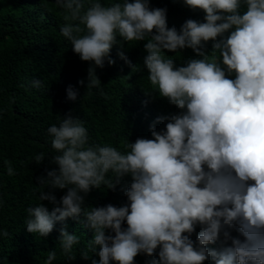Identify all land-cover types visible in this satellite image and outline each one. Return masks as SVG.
<instances>
[{
  "label": "clouds",
  "instance_id": "1",
  "mask_svg": "<svg viewBox=\"0 0 264 264\" xmlns=\"http://www.w3.org/2000/svg\"><path fill=\"white\" fill-rule=\"evenodd\" d=\"M182 3L203 20L186 19L178 30L168 26L167 8L150 0H55L61 35L89 64L87 89H100L96 70L115 65L114 46L143 42L145 95L177 109L157 117L151 139L128 140L123 149L90 142L71 112L47 129L57 167L36 178L40 202L25 209V225L46 238L60 222L58 243L68 260L81 242L68 231L71 218L92 232L80 253L97 254L92 264H135L140 254L153 257L150 264H264V0ZM187 49L195 58L180 65L168 55ZM117 54L137 70L123 50ZM77 97L69 86L67 99ZM156 123L164 127L156 130ZM45 158L40 152L34 162ZM6 164L7 175H16ZM125 177V204H86L93 190H115ZM57 189L65 190L59 199ZM56 259L51 250L44 264Z\"/></svg>",
  "mask_w": 264,
  "mask_h": 264
},
{
  "label": "trees",
  "instance_id": "2",
  "mask_svg": "<svg viewBox=\"0 0 264 264\" xmlns=\"http://www.w3.org/2000/svg\"><path fill=\"white\" fill-rule=\"evenodd\" d=\"M150 3L152 7H166L168 26L178 30L186 19L203 20L202 12L193 13L182 0H150ZM61 11L55 0H0V264H44L48 252L54 249L57 259L52 264L99 261V256L92 252L89 259L81 258L80 253L92 238V232L82 222L71 218L66 221L68 231L75 232L81 241L74 248V260H68L59 247L60 222L46 238L26 230L25 209L40 202L41 188L36 178L46 175L45 169L57 167L50 162L56 154L47 132L51 125L58 126L62 117L71 112L84 121L90 142L123 149L128 140L151 139L150 126L157 117L177 111L166 98L152 99L144 93L150 85L148 72L143 68L146 54L143 42L125 44L123 49L114 46L111 57L115 65L106 64L104 69L96 70L102 82L100 89H87L89 64L80 60L61 35L64 23ZM208 47L211 48V43ZM120 50L137 65V70L132 71L119 58ZM168 55L174 56L178 65L195 58L191 49ZM34 80L41 81L39 88L33 86ZM80 80L85 85H80ZM69 86L78 92L76 101L67 99ZM155 127L160 130L164 123H156ZM40 152L46 158L36 164L34 157ZM6 161L12 162L16 175H7ZM129 185L130 177H125L115 190L105 187L93 190L85 202L93 206H122L127 202L124 192ZM64 191L53 190L57 199ZM42 203L52 210L48 201ZM5 230L9 233L7 237L2 234ZM199 231L198 226L191 239L195 240ZM152 259L140 254L135 257V264H150Z\"/></svg>",
  "mask_w": 264,
  "mask_h": 264
}]
</instances>
